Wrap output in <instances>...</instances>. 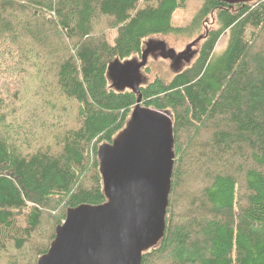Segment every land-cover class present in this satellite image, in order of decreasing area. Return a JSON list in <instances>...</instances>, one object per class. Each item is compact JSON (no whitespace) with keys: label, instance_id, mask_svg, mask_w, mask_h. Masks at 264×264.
I'll return each mask as SVG.
<instances>
[{"label":"trees","instance_id":"trees-1","mask_svg":"<svg viewBox=\"0 0 264 264\" xmlns=\"http://www.w3.org/2000/svg\"><path fill=\"white\" fill-rule=\"evenodd\" d=\"M186 1L0 0L15 84L0 95V264H37L70 209L108 201L100 149L137 103L168 113L172 137L162 232L139 264H264V0H202L172 26ZM157 35L201 43L170 78L110 89L108 63Z\"/></svg>","mask_w":264,"mask_h":264},{"label":"water","instance_id":"water-1","mask_svg":"<svg viewBox=\"0 0 264 264\" xmlns=\"http://www.w3.org/2000/svg\"><path fill=\"white\" fill-rule=\"evenodd\" d=\"M158 111L137 103L131 123L120 133L137 124L128 143L114 149L117 137L113 144L101 147L100 169L108 201L70 209L37 264H139L141 238H147L152 229L162 232L172 166L171 133L162 125ZM155 112L166 139L149 117Z\"/></svg>","mask_w":264,"mask_h":264},{"label":"rangeland","instance_id":"rangeland-1","mask_svg":"<svg viewBox=\"0 0 264 264\" xmlns=\"http://www.w3.org/2000/svg\"><path fill=\"white\" fill-rule=\"evenodd\" d=\"M201 5L202 0H187L183 7L177 8L172 14L171 25L174 27L187 26L200 9ZM205 26H211V19L205 22ZM114 36L115 30L108 31V39L110 43H112ZM196 37L188 39L185 37L157 35L144 39L141 44V56L133 54L124 59L115 57L108 63L105 73L108 87L115 91L134 90V88L145 85L156 76L170 78L194 59L201 43V36L198 38ZM224 41L225 36H222L219 39L216 48H222ZM10 79L11 78H7L6 72L0 74L1 96L4 94V92L1 91L2 86L4 88L8 87L10 91L14 89L15 84L13 78V81L10 84L7 83ZM159 116L162 120V125L169 133V114L160 111ZM169 146L171 148V143H169ZM187 185L188 184H185L184 187L186 188ZM185 204L186 202H184V205ZM178 208L182 209V205L181 207L178 206L176 210ZM159 236L160 233L148 236L147 238L146 236L142 237L139 243L141 252L144 249L154 246L157 243ZM3 261L4 259H2V262Z\"/></svg>","mask_w":264,"mask_h":264},{"label":"bare ground","instance_id":"bare-ground-1","mask_svg":"<svg viewBox=\"0 0 264 264\" xmlns=\"http://www.w3.org/2000/svg\"><path fill=\"white\" fill-rule=\"evenodd\" d=\"M143 112L144 113H146V115H148V111H145V110H143ZM158 113H160L159 111H158ZM158 113L157 112H155V113H152L149 117L152 119V121L154 122V124L156 125V127H157V131H158V133L160 134V136L162 137V138H165V132H164V130H163V127H162V125H161V123H160V120H159V118H158ZM135 127V128H134ZM134 127H131V128H129L128 130H126L125 132H123L122 134H120L119 136H118V138H117V141L114 143V149H120V148H122V147H124L127 143H128V140L130 139V137L132 136V134H133V132H134V130L136 129V127H137V124H135V126ZM134 128V129H133ZM166 139V138H165ZM113 148V147H112ZM109 206V205H108ZM106 208H108V207H106ZM84 210H86V209H84ZM153 230V231H152ZM152 230H149V231H151V232H149L148 234L149 235H147V236H152V235H156L157 234V232H156V230H154V229H152Z\"/></svg>","mask_w":264,"mask_h":264}]
</instances>
